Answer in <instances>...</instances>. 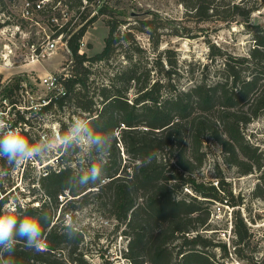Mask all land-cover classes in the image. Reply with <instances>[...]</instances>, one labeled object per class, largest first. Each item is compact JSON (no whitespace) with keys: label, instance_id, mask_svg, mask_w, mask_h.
I'll list each match as a JSON object with an SVG mask.
<instances>
[{"label":"trees","instance_id":"obj_1","mask_svg":"<svg viewBox=\"0 0 264 264\" xmlns=\"http://www.w3.org/2000/svg\"><path fill=\"white\" fill-rule=\"evenodd\" d=\"M26 1L31 4L30 12L46 13V7L57 2L73 12L62 25L54 22L62 19L60 10H50L48 19L53 37H62L72 61L59 75L58 89L63 91H54L38 110L30 105L21 110L11 100L15 121L9 129L19 131L38 148L26 113L37 110L46 115L67 106L83 119L84 127L71 136L69 125L60 120L58 132L64 140L54 158L56 167L48 162L37 184L30 180L35 197L25 203L18 201L13 210L5 206L18 185L11 178L5 184L1 176L15 169L18 160L8 165L5 158H0V214L14 215L18 222L25 216L37 218L43 245L36 251L17 239L12 253L0 249V264H88L85 233L66 223L65 216L73 218L77 210L91 203L103 217L114 219L127 237L124 255L130 264H228L225 260L230 261L231 253L245 264H264V253L252 245L254 233L240 208L233 213V250L216 237L219 230L212 224L211 204L218 200L240 206L243 198L225 187L219 168L216 183L196 176L211 145H219L224 161L242 175L263 166V153L246 137V129L264 114V27L252 24L254 44L248 56L227 55L210 44L211 62L217 57L225 59L217 79L211 82L205 74L188 88L163 89L160 78L151 80L150 68L140 70L132 55H127L129 64L109 77L108 84H96L93 67L115 55L120 40L118 28L125 23L117 14L124 13L114 11L108 1L93 8V0H52L40 9L34 5L41 0ZM179 2L186 9L187 19L197 23L241 20L250 26L251 15L258 9L243 0ZM5 9V0H0V10ZM100 15L108 16L103 49L93 55L80 52L83 37ZM140 22V30H157L155 19ZM185 28L184 34L190 36L189 27ZM120 35L133 40L131 29ZM167 53L170 49L165 50V56ZM165 56L160 54L156 62L169 78L173 71L164 69ZM131 90H135L134 96L129 94ZM80 134L89 138L87 146ZM95 137L102 139L100 146L93 142ZM93 166L100 169L101 178L84 182L82 178L91 174ZM263 182L262 173L254 196L264 198ZM37 187L42 195L35 193ZM35 201L38 204H33Z\"/></svg>","mask_w":264,"mask_h":264},{"label":"rangeland","instance_id":"obj_2","mask_svg":"<svg viewBox=\"0 0 264 264\" xmlns=\"http://www.w3.org/2000/svg\"><path fill=\"white\" fill-rule=\"evenodd\" d=\"M46 1L49 3L52 0ZM104 1H108L114 11L124 13L117 15L119 18L123 17L125 23L118 28L117 36L120 40L115 55L108 62H99L93 67L96 84H108L109 77L129 64L127 55H132L133 63L140 70L150 68L151 80L160 78L163 89L188 88L199 82L205 74L209 75L207 81L211 82L217 79L225 59L217 57L211 62L210 44L214 43L222 48L227 55L248 56L254 44L252 24L264 27V0H243L246 4H256L258 7L251 15L250 26L241 20L231 23L189 21L186 9L179 0H93L91 7L95 8L97 3ZM5 2V11L0 10V138L16 132L9 129L10 124L15 121V114L11 113L13 109L11 100L15 101L16 107L22 108L21 110L30 106L36 109L48 96L55 93L42 83V78L47 74L60 75L68 70L72 61L70 50L62 37H53L54 30L48 20L50 12L60 10L63 17L54 22L62 25L67 21L73 12L68 10L65 4L60 2L50 4L46 7V13L37 11L27 13L26 0ZM148 18L155 19L154 26L157 30L154 28L153 33L148 32V28L139 29L140 21ZM106 19L108 16L100 15L90 25L82 39L84 44L80 52L86 51L93 55L103 49L109 30ZM76 21L77 19L73 24ZM184 27H189L190 36L184 34ZM129 29L133 33L131 41L124 40L120 35ZM54 38L57 40L55 50L46 57L39 55L45 44ZM167 49H170L171 53L165 56ZM160 54L165 56L162 62L164 69L170 68L173 71L169 78L157 67L156 61ZM167 57L172 59L173 64ZM129 94L134 96L135 90L129 91ZM72 108L67 106L61 111L46 115L39 114L38 108L35 112L26 113V117L32 123V137L36 140L37 149L40 150L39 158L17 159L15 169L2 173V181L5 184L11 178L18 185L6 204V209H15L18 201L25 203L32 200L35 195H32L30 180H34L36 185L48 162L56 167L54 158L64 140L58 132L60 120L69 125L71 136H75L78 131L76 125L84 122L82 118L77 117ZM246 137L251 143L258 145L263 153L261 170L242 175L236 167L229 166L224 161L219 145H211V152L204 166L196 172V176L200 180H212L216 183L217 179H220L216 176L219 168L226 182L225 187L231 189L236 197H242L244 200V204L234 207L218 200L211 204L214 209L212 224L219 230L216 237L226 241L233 250V213L234 209L240 208L254 233L252 245L264 253V198L253 195L260 175L264 174V114L247 126ZM79 138L84 146L89 144L87 136L80 134ZM8 165H11V161H8ZM185 191L189 189L185 188ZM35 193L42 195L43 192L37 187ZM33 204H38V201ZM218 205L221 206L220 210L217 208ZM59 213L58 211L57 214ZM65 219L66 223L75 225L85 233L84 253L88 264H130L124 255L127 237L121 234L116 221L103 217L94 204L82 206L74 213L73 218L66 215ZM217 252L219 253V250ZM225 261L228 264H245L233 253L230 254V261Z\"/></svg>","mask_w":264,"mask_h":264},{"label":"clouds","instance_id":"obj_3","mask_svg":"<svg viewBox=\"0 0 264 264\" xmlns=\"http://www.w3.org/2000/svg\"><path fill=\"white\" fill-rule=\"evenodd\" d=\"M83 124L76 125L77 130L83 129ZM93 142L100 146L102 139L93 138ZM39 149L30 145L28 139L19 134V131L9 133L0 138V158L7 161H14L20 158H29L39 155ZM101 178L100 169L93 166L91 174L82 178L84 182L88 180L97 181ZM42 236V226L35 217L25 216L19 219L14 215L0 214V249L8 253L15 250V241L23 240L28 248L40 250Z\"/></svg>","mask_w":264,"mask_h":264},{"label":"built area","instance_id":"obj_4","mask_svg":"<svg viewBox=\"0 0 264 264\" xmlns=\"http://www.w3.org/2000/svg\"><path fill=\"white\" fill-rule=\"evenodd\" d=\"M45 2H46V0L37 1L34 6H35L36 9H40L45 4ZM30 5L31 4L29 2H26L25 9H26V12L27 13L30 12V9H29ZM56 41L57 40L55 38L49 40L45 44V46L43 47V49L39 52V55H42L43 57H46L48 54H50L51 52H53L55 50V48H56ZM83 44L84 43L82 42L81 43V47L83 46ZM42 83L44 85H46V87L50 91H60V92L63 91V89H58L60 87V85H59V75L47 74L46 76H44L42 78ZM44 103H47L46 99H45ZM217 208H218V210H220L221 209V206L218 205ZM40 247L42 248L43 245L41 244Z\"/></svg>","mask_w":264,"mask_h":264}]
</instances>
